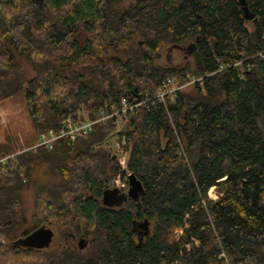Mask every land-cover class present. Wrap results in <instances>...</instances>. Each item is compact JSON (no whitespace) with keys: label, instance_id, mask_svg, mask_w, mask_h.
I'll use <instances>...</instances> for the list:
<instances>
[{"label":"trees","instance_id":"16d2710c","mask_svg":"<svg viewBox=\"0 0 264 264\" xmlns=\"http://www.w3.org/2000/svg\"><path fill=\"white\" fill-rule=\"evenodd\" d=\"M124 1L0 0V100L23 93L28 144L66 117L93 120L122 97L151 94L166 78L195 79L166 105L127 114L124 167L105 147L120 135L113 118L1 166L0 264H264V56H255L264 50V0H245L248 13L238 0ZM186 42L191 63L156 65L162 47ZM20 148L5 138L0 156ZM117 177L139 186L109 205ZM50 227L60 246L22 244Z\"/></svg>","mask_w":264,"mask_h":264},{"label":"rangeland","instance_id":"374dc122","mask_svg":"<svg viewBox=\"0 0 264 264\" xmlns=\"http://www.w3.org/2000/svg\"><path fill=\"white\" fill-rule=\"evenodd\" d=\"M127 3V0L124 1ZM248 27L252 26V21L247 22ZM192 62V51L190 43L186 42L184 44H172L162 47L159 53L158 59L155 61L157 66H172V67H181L185 63ZM20 63L23 68L26 70L27 76H32L33 71L29 63L21 58ZM189 86V85H188ZM186 88V87H185ZM31 122L25 108V103L23 100V93L19 92L9 98L0 100V141L12 137L18 143H20L21 149L27 148L30 144L29 140L32 133ZM34 151V150H33ZM2 156V155H1ZM45 168L36 169L34 171L35 176L40 175V178L43 179ZM44 172V173H43ZM264 187V185H263ZM132 189L133 191L137 190V185L132 186L121 180L119 177L110 185L108 193L104 197L105 203L117 204V200H120L123 195L128 193ZM35 192V187L31 184H27L25 190L23 191L24 206L27 208V214L33 200V195ZM212 197V191L210 192ZM262 201L264 202V193L262 195ZM174 238H178L182 233L180 228L173 229ZM62 243L59 232L56 229L43 228V230L38 231L25 239H23L22 244L24 246H35L41 247L43 249H54ZM197 244V242H196ZM186 248H189L187 245Z\"/></svg>","mask_w":264,"mask_h":264},{"label":"built area","instance_id":"2783aa9c","mask_svg":"<svg viewBox=\"0 0 264 264\" xmlns=\"http://www.w3.org/2000/svg\"><path fill=\"white\" fill-rule=\"evenodd\" d=\"M255 56H264V50L259 51L255 54ZM241 61L242 60H236L234 62L226 63L225 65H220L219 70L225 67L237 66ZM194 80V78H190V80L186 82H180L175 77L166 78L151 94L145 93L144 96L136 95L130 100L122 97L119 101V106H104V108L100 109L99 116L93 120H74L72 119V117H66L59 124V126L50 127L44 131H41L36 141L30 144L27 148L0 156V167L5 165L9 160H13L16 154L24 150L31 149L35 151L38 147H46L50 149L53 147L54 143L60 139L75 140L77 137L89 133L92 125L95 122H105L110 118H113L115 120V133H120V135H116V137L114 136V138L112 136L109 141L105 142V147L108 149V152L111 155L112 159L116 160L121 167H124L128 155V143L125 135L122 133V128L127 114L141 104H145L148 107L155 105L156 103H162L166 105L168 102L174 100V97L178 91L185 88ZM95 146H98V144H96ZM178 153H184L180 145L178 148ZM211 191L212 189L210 190V192ZM212 194L213 197L210 193V196L212 198L217 197V195L213 191Z\"/></svg>","mask_w":264,"mask_h":264},{"label":"water","instance_id":"95a60500","mask_svg":"<svg viewBox=\"0 0 264 264\" xmlns=\"http://www.w3.org/2000/svg\"><path fill=\"white\" fill-rule=\"evenodd\" d=\"M32 2H34V3H37V4H39V5H42V3H43V0H31ZM239 1V3H240V5L242 6V8L244 9V11L246 12V13H248V8H247V6H246V4H245V0H238ZM129 184L131 185V187L132 186H134L135 187V185H137V187L139 186V183L138 182H135L133 179H131V180H129ZM106 192V191H105ZM108 192V191H107ZM135 191H133L132 189H130L129 191H128V194H132V193H134ZM120 202V201H119ZM185 249V247H182V250H184Z\"/></svg>","mask_w":264,"mask_h":264}]
</instances>
